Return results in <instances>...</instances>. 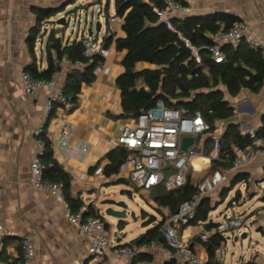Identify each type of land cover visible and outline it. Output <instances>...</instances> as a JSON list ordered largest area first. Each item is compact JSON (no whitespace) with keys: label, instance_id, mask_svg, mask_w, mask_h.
Returning a JSON list of instances; mask_svg holds the SVG:
<instances>
[{"label":"crops","instance_id":"crops-1","mask_svg":"<svg viewBox=\"0 0 264 264\" xmlns=\"http://www.w3.org/2000/svg\"><path fill=\"white\" fill-rule=\"evenodd\" d=\"M72 1L74 0H0V145L2 147L0 223L4 227L5 236L12 239L6 247L0 243V264H9L14 260L18 263L21 244L25 238H29L35 247L33 264H78L88 255L87 239L79 234L78 227L71 224L67 218L66 201L54 192L34 188L31 183V162L35 157H40L42 151V143L34 134V130L39 125L45 126L47 136L52 141L55 160L71 175L72 196L80 199L85 205H92L101 216H103L101 209H107L108 205L115 203L109 187L110 184H117L114 176L110 179L105 178L99 188L95 187L93 191H88L86 185L97 180L93 167L96 165L103 167L106 164L105 155L119 146L118 136L121 127L130 121L119 117L122 112L121 92L116 84L117 77L124 71L122 66L124 52L118 51L114 44L110 45L109 55L97 69L95 80L89 85L82 86L77 102L69 109L56 105L54 110L48 113L45 108L46 100L55 88L43 87L34 97H30L25 93L21 79L22 72L34 59L40 69L47 67L45 38H40L38 41L36 58L32 57L27 45V38L36 23L35 10L61 6ZM183 1L190 8V12L185 16L206 17L214 13L232 14L247 25L254 37L264 40V0ZM111 3L114 9L112 13H115L114 1L111 0ZM89 5L91 3H87L86 13H88ZM105 22L101 31L95 34L96 39H93L95 50L102 47V41L107 32V15ZM92 25L89 26L92 27ZM49 30L47 28V32ZM62 35L64 40L68 38L72 40L76 37V35L74 38L66 37L64 32L58 34V36ZM124 36L121 21L114 38ZM63 59L65 60L60 62V69L56 71L57 87L64 86L68 73L78 67L66 58ZM226 96L235 111L231 121L239 125L241 132L256 130L262 125L264 85L258 93L242 89L235 98L228 94ZM49 114H51L50 117ZM208 138L211 139L208 135L204 138L205 146ZM253 148L245 152L249 153ZM196 162L200 167L196 166ZM192 165L188 175L192 178L194 186H197L199 183L195 174L205 167L210 166L211 169V162L195 158L192 160ZM229 169L214 172H225ZM241 171L250 176L249 182L245 183L247 190L248 186H263L264 153L253 156L241 169L231 170L229 183L234 175ZM81 174H84V179L79 178ZM223 185L219 187L220 190ZM104 186H108L105 191L102 190ZM124 190L127 189H122V194H125ZM148 193L141 194L146 195L151 203ZM218 213L220 212L214 210L209 218L215 221ZM251 213L248 211L243 215L244 218L249 215L246 219L248 231L250 228L260 231L261 228L259 229V225H254L256 224L254 221L261 216L264 217V207ZM108 217L109 219L103 216L109 226L106 232L110 236L111 234L117 236L113 244L129 243L136 237V235L127 236V234L118 236L116 230H123L125 227L121 229L115 218ZM123 221L125 223V220ZM196 233L197 226L178 228V237L188 244H191L192 237ZM193 249L206 261V248L201 242H195ZM257 252L259 253V251L252 252L248 260H241L236 264L249 261L254 264H264V259ZM140 253L152 254L153 260L138 264H165L168 260L165 248L160 244L151 251ZM219 262L225 264V260ZM105 264H127V262L124 258L108 253L105 256Z\"/></svg>","mask_w":264,"mask_h":264},{"label":"trees","instance_id":"trees-1","mask_svg":"<svg viewBox=\"0 0 264 264\" xmlns=\"http://www.w3.org/2000/svg\"><path fill=\"white\" fill-rule=\"evenodd\" d=\"M76 0L67 4L75 3ZM111 0H106V15L109 12ZM115 14L122 20L124 37L114 38V35H105L102 41L103 48L114 44L115 48L124 52L122 66L124 71L116 79L121 92V109L119 117L127 120L136 119L142 112L154 106L158 101L167 107L176 108L186 113L200 111L203 117L211 124L212 131L216 121H227V127L221 140L220 156L212 159L211 170H226L232 167L236 156V149L247 150L253 147L254 138L249 133L241 132L239 125L231 121L235 115L234 108L226 98L237 97L242 89L258 93L264 85V57L261 52L246 42L238 46L225 44L222 46L224 59L216 62L211 56L209 47L214 44L212 36L219 30H229L240 18L228 13H214L206 17L185 16L173 19L175 30L162 23L154 11V7H163V0H113ZM184 5L183 0H176ZM61 6L36 9V23L27 38V45L32 57L36 58L38 41L45 38L47 67L40 69L36 60L28 64L25 71L34 78L49 79L60 69V62L66 58L71 63L80 62L82 68L72 69L63 86L64 94L72 105L78 100V94L83 85L91 84L95 78V70L102 66L105 58L95 52L92 56L85 54L82 36L64 40L58 36L65 27H57V17L66 11ZM86 6V5H85ZM46 25L51 28L47 32ZM46 29V30H45ZM96 39V38H95ZM94 39V40H95ZM191 46L199 50L201 62L198 63L192 55ZM57 53L58 61L52 59V53ZM45 128V126H44ZM257 137L264 138V120L255 130ZM42 143L40 159L45 164L44 179L61 182L63 184L64 200L73 211H78L85 204L71 194V175L66 172L55 160L53 144L46 131L38 136ZM205 154L211 152V139L206 140ZM132 151L119 145L111 149L106 155V164L102 167L107 179L117 174ZM92 170H95L96 167ZM249 174L238 172L230 183L223 185L220 190L219 201L216 206L210 195L203 196L196 206L192 217L188 219V226H202L205 231H212L216 222L209 218L228 198L239 184L249 182ZM117 184H127L125 179H115ZM131 195V190H124ZM199 192L194 186L190 175L186 183L173 190H166L163 186L149 191L148 197L151 206L160 214V219L146 211L141 212L144 226H149L142 243L157 242L164 248L168 245L162 232L165 220L175 215L182 203L189 201ZM240 190H236L238 199ZM231 204V202H230ZM85 215H100L92 206L87 205ZM119 227H125L124 221ZM106 224V228H108ZM264 233V229H260ZM226 238L220 233H213L209 240L202 242L198 235L192 237L189 247L193 249L195 242H201L206 248L207 259L205 264H221L216 257V249L225 242ZM12 239L3 237V245L7 246ZM124 245H130L124 243ZM150 253H139L132 259V264L151 262ZM17 260L9 264H16ZM165 264H178L174 259ZM244 264H254L249 261Z\"/></svg>","mask_w":264,"mask_h":264},{"label":"built area","instance_id":"built-area-1","mask_svg":"<svg viewBox=\"0 0 264 264\" xmlns=\"http://www.w3.org/2000/svg\"><path fill=\"white\" fill-rule=\"evenodd\" d=\"M86 1V0H84ZM159 20L168 28L175 30L172 20L175 17H182L190 12V8L176 0H163V7H154ZM86 16V14H85ZM62 17L60 14L57 18ZM68 24L72 21L74 25L72 32L81 35L85 47V54L92 56L95 52L104 58L108 57L109 49L100 47L95 50V43L92 37L87 35L89 21L83 22L82 17L67 16ZM121 19L115 13L107 15V35H115L117 26ZM88 23V24H87ZM214 44L209 47L212 58L216 62H222L224 53L222 46L230 44L238 46L241 42H246L251 47L259 50L264 57V40L254 37L248 30L247 25L242 21H237L229 30H219L213 36ZM192 55L200 63L201 57L199 50L191 46ZM53 61L57 62V53H52ZM65 60V59H63ZM82 68L83 64L75 63ZM98 69V68H97ZM97 70H95L96 73ZM21 79L24 84L25 93L34 97L43 87L55 88L50 93L45 104L48 113L52 112L56 105L71 108L72 104L64 94L63 86L57 87V72H54L49 79L34 78L29 72L23 71ZM225 122L223 127L221 123ZM227 127V121H216L215 129L212 131L211 124L203 117L200 111L186 113L176 108H170L164 102L158 101L154 106L142 112L136 119L122 125L118 144L132 151L127 160L121 166L119 172L114 175L115 179H125L127 184L140 193H147L150 190L163 186L170 191L181 187L186 183L192 160L200 158L203 161L211 162L220 156L221 140ZM45 131L44 125H39L35 130V136H39ZM254 138L253 150L245 152L236 149L232 167L223 172L216 171L209 180L203 184H198L199 192L189 201L182 203L175 215L168 217L163 226L162 232L166 243L165 248L167 259H174L180 264H205V259L200 254L189 247V244L178 237V228L187 224L200 199L208 195L211 190L223 184L229 183V173L237 170L249 163L253 156L264 153V138L257 137L255 129L247 131ZM210 136L212 139L211 152L205 154L204 138ZM193 137V143L187 150L182 149V138ZM2 147L0 145V155ZM45 164L40 157H35L30 165L31 183L34 188L43 191L56 193L64 199L63 184L61 182L47 181L44 179ZM94 175L97 177L95 182L86 185L88 191H93L105 180L101 166L96 167ZM84 179V174L79 176ZM246 188L245 183H243ZM241 199V195H240ZM239 200L232 199L231 207H236ZM228 208L229 213L223 220L216 223L212 231H205L202 226H197V233L202 242L209 240L213 233H220L224 237H239L242 231L248 235L246 220L235 210ZM87 205L82 206L74 212L70 206H66V215L69 222L78 227L79 234L88 241V255L86 259L78 264H105V256L108 253L124 258L128 263L140 252H148L158 246L157 242L141 243L138 246L113 244V240L106 232V222L103 216L85 215ZM243 234V233H242ZM241 234V235H242ZM4 227L0 223V243L3 244ZM226 248L224 242L216 249V257L219 261L226 258ZM35 257V247L29 238H25L21 244L20 260L17 264H33Z\"/></svg>","mask_w":264,"mask_h":264},{"label":"rangeland","instance_id":"rangeland-1","mask_svg":"<svg viewBox=\"0 0 264 264\" xmlns=\"http://www.w3.org/2000/svg\"><path fill=\"white\" fill-rule=\"evenodd\" d=\"M87 1V0H86ZM84 1V0H76L75 3L69 4L66 8V12L61 13L62 17L68 14V17L71 16L73 19L74 16L82 17L83 22H85V14H86V9L84 8L87 3H95L93 6L89 7V10L87 11L88 13V18H89V25H92V27H95V24L97 21H100L103 25L106 23V0H89V1ZM101 2V3H98ZM113 4L111 3L109 6V13L112 14L113 12ZM60 18V17H59ZM55 19L56 21L59 19ZM58 28L61 26L57 25ZM73 27H78L77 25H74L73 22L71 21L67 27H65L64 34L66 37L74 36L76 35V32H72ZM47 28H51L50 25H47ZM46 30V29H45ZM74 35H73V34ZM95 39V35L92 37ZM228 98V96H226ZM237 104V103H236ZM221 125L224 127L225 122L221 123ZM210 167V166H209ZM203 168L200 172H197L195 174V178L199 184H203L206 180H209L215 170H211L210 168ZM110 189L112 190L111 196L113 200L115 201L114 204L108 205L109 207L113 208H118V203L119 202H125L127 205V218L125 219V228L123 230H116L118 232V236H127L130 235H140L143 232H146L149 228V226H144V219L141 216V212L144 210L148 212L149 214H154L157 216L158 220L160 219V214H158L154 208L151 206V203L148 201V198L146 195H142L140 192L133 190L132 187H130L128 184L120 183V184H110L109 185ZM221 187V186H219ZM219 187H216L215 189L210 191V196L213 200L214 206H216L219 201V196L218 192L220 190ZM108 188V186H104L103 191ZM122 189H127L131 190L132 194H122L121 190ZM240 190L241 194V199L240 197L237 199L239 200V205L236 207H231L230 202L232 199L236 196V190ZM264 185L260 186L257 185L255 186H248V190L244 188V184H239L235 190H233L226 201L221 204L216 211H219L215 216V221L220 222L223 220V217L229 213L228 209L229 207L232 208L233 210L236 211L237 214L244 215V212L251 211L252 213L257 211V209L261 208L262 206L264 207ZM150 199V198H149ZM106 209H101L102 215L109 219V217L105 214ZM251 213V214H252ZM249 216V215H248ZM247 216V217H248ZM244 217V216H243ZM247 217L244 219L246 220ZM254 225H259V229L263 228L264 229V217L261 216L257 218L254 221ZM113 231V229H112ZM111 231V233H112ZM242 233L239 234V239L237 241L234 240V238H228L226 240V259H225V264H236V262L241 261V260H248L251 257L252 252L254 251H259L258 254H260L261 258L264 259V233L250 228L248 231V235L245 239H241ZM111 239L115 242L117 239V236H114L111 234Z\"/></svg>","mask_w":264,"mask_h":264},{"label":"water","instance_id":"water-1","mask_svg":"<svg viewBox=\"0 0 264 264\" xmlns=\"http://www.w3.org/2000/svg\"><path fill=\"white\" fill-rule=\"evenodd\" d=\"M99 3V2H98ZM68 3H64L63 5H61V8H64L67 6ZM95 3H91V5H89L90 7L93 6ZM87 5L84 6V8L86 9ZM89 8V7H88ZM66 12V11H64ZM69 13H66L65 16L63 17H60L57 21H56V24L61 26V27H67L68 26V22H67V16H68ZM174 19H177V18H174ZM86 21L89 20L88 18V14L86 13V18H85ZM102 23L100 21H97L96 24H95V27H89L87 29V35L89 37H93L96 33H99L101 31V28H102ZM51 114H49V117H50ZM193 137H183L182 138V149L183 150H187L189 148V146L193 143ZM241 195V194H240ZM264 200V198H263ZM105 214L107 216H110V217H113L115 218L118 222L120 221H123L127 218V205L125 202H119L118 203V208H113V207H108L106 210H105ZM147 232V231H146ZM146 232H143L141 233L140 235H138L137 237H134L133 239H131L129 241V244L132 245V246H138L139 244L142 243L143 239L145 238L146 236ZM247 237V233L244 232L240 238L241 239H245ZM239 239V237H235L234 240L237 241ZM128 264H132V262L128 263Z\"/></svg>","mask_w":264,"mask_h":264},{"label":"bare ground","instance_id":"bare-ground-1","mask_svg":"<svg viewBox=\"0 0 264 264\" xmlns=\"http://www.w3.org/2000/svg\"><path fill=\"white\" fill-rule=\"evenodd\" d=\"M196 166H197V167H200V165L198 164V162H196Z\"/></svg>","mask_w":264,"mask_h":264}]
</instances>
